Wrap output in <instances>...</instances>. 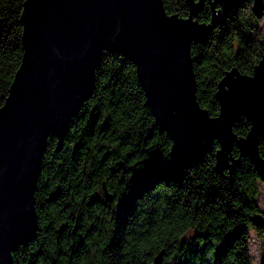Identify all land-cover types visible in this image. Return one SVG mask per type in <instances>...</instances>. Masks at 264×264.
Masks as SVG:
<instances>
[{"label":"trees","instance_id":"obj_1","mask_svg":"<svg viewBox=\"0 0 264 264\" xmlns=\"http://www.w3.org/2000/svg\"><path fill=\"white\" fill-rule=\"evenodd\" d=\"M26 1L0 0V107L24 54ZM164 5L170 15H189L186 0ZM250 5L192 43L197 99L211 116L221 111L216 92L224 75L232 69L252 75L264 53ZM212 18L206 1L196 20ZM250 130L246 117L234 126L237 138ZM171 147L135 63L103 51L93 94L72 119L63 147L55 136L48 139L35 192L39 229L13 253L14 264H154L162 250L163 264H252L249 230H264L252 221L263 214L257 201L262 172L234 146L232 159L240 163L221 173L219 140L202 162L175 169ZM259 151L264 159L263 138ZM190 231L195 234L187 237Z\"/></svg>","mask_w":264,"mask_h":264},{"label":"water","instance_id":"obj_2","mask_svg":"<svg viewBox=\"0 0 264 264\" xmlns=\"http://www.w3.org/2000/svg\"><path fill=\"white\" fill-rule=\"evenodd\" d=\"M206 1L210 23L196 17ZM248 0H186L187 18L167 13L164 0H27L22 13L23 57L8 97L0 107V264L38 232L35 192L51 135L64 145L72 119L93 94L103 51L136 65L156 125L171 137V165L184 169L204 160L215 140L217 168H235L236 146L264 177V53L252 75L236 69L220 81V114L211 116L197 99L193 41L234 19ZM264 15V0H253ZM246 117L251 130L237 138L234 126ZM233 162V163H231ZM106 198L113 200L107 190ZM264 226V215L252 217ZM66 228L57 230L61 235ZM166 251L155 257L163 264Z\"/></svg>","mask_w":264,"mask_h":264},{"label":"rangeland","instance_id":"obj_3","mask_svg":"<svg viewBox=\"0 0 264 264\" xmlns=\"http://www.w3.org/2000/svg\"><path fill=\"white\" fill-rule=\"evenodd\" d=\"M252 6L253 5H250V7L248 6V8L252 9ZM256 24L257 29L260 33V38L264 39V15L262 17H257ZM257 201L264 215V180L259 183V196ZM194 234V231H190L189 233H187V237L193 236ZM249 239L252 264H260L262 255L264 254V230L262 233H260L254 229H250Z\"/></svg>","mask_w":264,"mask_h":264},{"label":"flooded vegetation","instance_id":"obj_4","mask_svg":"<svg viewBox=\"0 0 264 264\" xmlns=\"http://www.w3.org/2000/svg\"><path fill=\"white\" fill-rule=\"evenodd\" d=\"M247 2L251 3L252 5H253V3H254L253 0H248V1H245L244 3H247ZM244 3H243V4H244ZM243 4H242V5H243Z\"/></svg>","mask_w":264,"mask_h":264}]
</instances>
